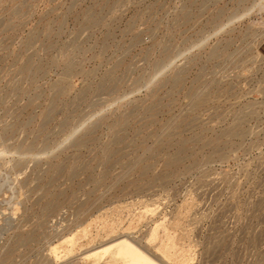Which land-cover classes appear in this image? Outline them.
<instances>
[{"label":"rangeland","instance_id":"rangeland-1","mask_svg":"<svg viewBox=\"0 0 264 264\" xmlns=\"http://www.w3.org/2000/svg\"><path fill=\"white\" fill-rule=\"evenodd\" d=\"M120 233L264 264V0H0V264Z\"/></svg>","mask_w":264,"mask_h":264},{"label":"bare ground","instance_id":"bare-ground-1","mask_svg":"<svg viewBox=\"0 0 264 264\" xmlns=\"http://www.w3.org/2000/svg\"><path fill=\"white\" fill-rule=\"evenodd\" d=\"M172 81H173V79H172ZM83 95H85V94H83ZM91 132H93V131H91ZM45 150H47V149H45ZM105 155H107V154H105ZM115 159H116V157H115ZM45 208H46L45 210L51 212V211H54L55 210V205L52 204V203H49V204H47V206ZM93 225H91V226H93ZM109 229H110L111 232H114L115 225H111L109 227ZM156 238H157V231H156V229H152V231L150 232L149 239H148L149 243L154 242ZM169 239H171V238H169ZM20 241L21 242L22 241L24 242V241H27V239L21 237L20 238ZM78 246H79V244H78V242L76 240V235L64 239L60 243V245L57 246V247H54L53 246V248L50 250V257L53 259V261H54L53 263L57 262L61 258V253H64V256L69 255V254H72L74 252V250H76V248ZM159 250L161 251V254H160V257L159 256L157 257L156 255L151 254L149 252L150 250H147V249H145L143 247H140L139 244H137L133 239H131V237L128 236V233L127 234L120 233V234H118L116 236L114 235V236L108 237V240L105 241L104 243H102L98 247H90L87 250H85L83 252V258L89 264H112V261L111 260L113 258H115V257L117 259H120V263L119 264H170L171 262H174V260H175V254L171 253V248L168 245L159 247ZM112 255L114 256L113 258L111 257ZM48 260H49V258H48ZM181 260L182 261H186V257L183 254L181 255Z\"/></svg>","mask_w":264,"mask_h":264}]
</instances>
